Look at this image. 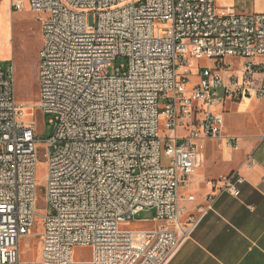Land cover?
I'll return each mask as SVG.
<instances>
[{
	"label": "built area",
	"instance_id": "2783aa9c",
	"mask_svg": "<svg viewBox=\"0 0 264 264\" xmlns=\"http://www.w3.org/2000/svg\"><path fill=\"white\" fill-rule=\"evenodd\" d=\"M28 3L43 39L35 106L52 116L54 131L38 139L14 67L0 66V264H22L20 241L39 214L40 160L49 212L36 264H168L211 207L209 197L182 221L197 154L208 140L240 149V136L225 132L224 106L264 97V61L256 60L264 56V12L237 13L216 0ZM23 9L11 0L13 13ZM118 56L128 63L111 75ZM204 57L213 67L191 84L182 69ZM228 58L241 59L239 67ZM219 103L221 111L211 109ZM242 181L232 172L220 189L238 196ZM150 209L158 225L124 227ZM77 246L91 247V259L74 260Z\"/></svg>",
	"mask_w": 264,
	"mask_h": 264
},
{
	"label": "rangeland",
	"instance_id": "374dc122",
	"mask_svg": "<svg viewBox=\"0 0 264 264\" xmlns=\"http://www.w3.org/2000/svg\"><path fill=\"white\" fill-rule=\"evenodd\" d=\"M24 9L21 12L11 11V0H0V66L8 70L14 67L16 77V92L20 101L27 104L26 114L28 118L34 120L36 134L41 141L48 140L54 131L53 124L49 122L51 115H43L35 106L39 98V60L43 47L41 25L30 9L28 0H23ZM219 7L226 6L221 0H216ZM235 10L242 14H251L264 12V0H246L242 4L235 7ZM218 13H225L218 8ZM257 61H264V56L256 58ZM227 61L235 63L239 67L241 59L228 58ZM128 59L124 56H118L110 67V74L117 73V69L126 65ZM213 67V62L204 57L201 59H193L189 66H184L182 72L190 71L189 78L191 84L199 82V71ZM191 88V85H188ZM227 106V107H226ZM225 106L227 114V127L233 132L240 135H248L259 133L264 130V107H261L255 113H239L236 106ZM246 104L242 108H245ZM214 111L222 110V103L217 104ZM165 128L162 123V130ZM231 131V130H230ZM44 148V143L39 145ZM204 151V150H203ZM225 146L216 145L209 153V174L208 180L215 181L223 177L222 167L226 158ZM40 154V159L41 158ZM208 164L201 157L197 159L196 174L193 176V184H189L182 188V197L184 199L192 194L190 189L201 185L204 182V175L207 173ZM48 175V164L45 160H40L36 170V178L38 180V216L37 222L30 235H26L20 241L21 261L22 264H36L40 257L41 239L37 234L43 230L42 215L49 212L45 202V186L46 176ZM182 205L186 204L184 201ZM155 209L143 210L134 215L131 221L124 224L128 228L153 227L158 225L156 221ZM92 256V249L89 246L75 247L72 258L74 260H89Z\"/></svg>",
	"mask_w": 264,
	"mask_h": 264
},
{
	"label": "crops",
	"instance_id": "0c3cea01",
	"mask_svg": "<svg viewBox=\"0 0 264 264\" xmlns=\"http://www.w3.org/2000/svg\"><path fill=\"white\" fill-rule=\"evenodd\" d=\"M221 1L226 6L236 7L246 0ZM228 102L236 106L239 113H255L264 107V97ZM245 104L246 107L242 108ZM225 106V132L240 136L241 144L238 150L225 147L227 153L221 175L232 172L240 174L243 178L238 183L240 194L236 196L228 190H221L222 177L215 181L207 179L210 151L216 145H225L222 140L206 141L205 150L197 154L196 166L198 157H201L208 164L207 173L201 185L190 189L195 201H181L186 203L181 206L187 210L182 215V221L195 214L198 205L208 204L209 197L211 207L200 216L168 264H264V130L248 135L233 132L234 125L231 129L227 127ZM248 156L256 160L251 167L248 165ZM215 182L216 187L213 186ZM190 184H193V179Z\"/></svg>",
	"mask_w": 264,
	"mask_h": 264
},
{
	"label": "water",
	"instance_id": "95a60500",
	"mask_svg": "<svg viewBox=\"0 0 264 264\" xmlns=\"http://www.w3.org/2000/svg\"><path fill=\"white\" fill-rule=\"evenodd\" d=\"M90 24L91 25L93 24V16L92 15L90 16Z\"/></svg>",
	"mask_w": 264,
	"mask_h": 264
}]
</instances>
